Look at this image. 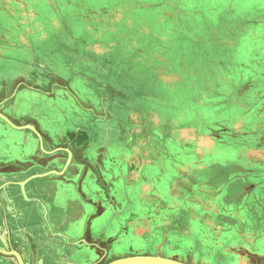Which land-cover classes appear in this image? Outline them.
Masks as SVG:
<instances>
[{
    "label": "rangeland",
    "instance_id": "rangeland-1",
    "mask_svg": "<svg viewBox=\"0 0 264 264\" xmlns=\"http://www.w3.org/2000/svg\"><path fill=\"white\" fill-rule=\"evenodd\" d=\"M200 1L0 0V113L10 120L0 115V145L6 141L8 148L0 150V156H5L0 158V176L5 178L4 182L11 184L10 175L17 173V164L22 162L16 151H8L17 149L25 155L32 154L37 148V139L44 154L38 160L42 166L53 163L59 152L62 166L70 165L72 161H66L68 155L64 151L75 148L76 158L83 165L91 166L82 170L86 178H105L102 183L115 184H110L112 190L119 184L113 181L112 172H103L102 164L116 171L119 162L130 168V154L137 151L142 154V161L138 155L136 159L149 184L161 189L163 198L169 201L166 204L154 200L147 202L146 207L174 215L162 217L164 221L158 229L161 234L154 231L153 236L146 238L143 232L133 236L117 233L116 222L104 214L95 222V229L103 232L101 236H70L74 243L67 241L62 246L55 241V237L61 236L37 235L35 238L17 234L20 223L16 218L7 219L15 232L0 233V264H109L123 258L151 255L188 264H264L262 192L236 202L226 215L222 211L215 217L209 213L196 214L197 219L190 220L189 227L184 228L186 222L181 220V215H186L190 206L202 212L206 200L212 201L216 209H224V205H220L217 197L204 199L205 192L198 188L192 190L193 187L188 188L191 191L180 188L183 197L178 199L170 195L169 180L173 175L181 177L182 170L198 177L200 168L209 165L216 176L224 162L246 163L251 152L264 156L261 152L264 146L259 149L257 145L214 143L207 130L209 124L213 126L217 120L226 118L231 120L229 127L236 131L257 127L263 136L264 99L257 95L261 91L264 96L261 90L264 76H254L251 94L243 93L245 89L238 85L229 98V105L222 108L215 105L220 96L209 87H215L218 82L227 84L224 79L228 81V78L220 72L197 73L194 77L189 74L190 70L185 71L187 59L182 57V54L204 52L203 46L209 44L208 37L192 40L196 21L211 27L205 32L210 34V39L214 37L211 33L214 24L225 26L228 35L233 36L227 40L233 46V54H253L256 58L264 54V0L248 3L229 0L234 5L243 2L242 8L248 7L251 11L235 7L220 11L219 15L211 7L208 13L207 9L198 11ZM183 30L190 32L186 41L178 34ZM199 30L205 35L203 25ZM206 76L212 79L201 83ZM184 80H192L187 86L188 92L182 86ZM201 85L208 87L212 95L197 102L193 98L200 95ZM242 93L243 104L236 100ZM78 116L84 120L81 126L72 121ZM59 125L61 130H66L65 138L55 137L60 134L54 133L59 132ZM112 133L115 137L108 140ZM105 141L107 146L119 142L120 150L125 149L124 157L119 154L113 163L110 158L99 159L98 146ZM82 147L92 150L87 151L89 160L82 154ZM250 164L264 170V159L252 160ZM53 165L54 170L46 167L47 176L56 173ZM190 166L198 172L191 173ZM240 175L252 177V181L262 176L255 169L234 177ZM186 180L183 178L180 182ZM252 188L253 183L246 181L236 194L246 195ZM8 195L15 197L16 193L10 191ZM234 195L228 199L236 198ZM137 197L139 205H143ZM3 210L0 208V216ZM167 230L168 240L158 247L161 238L164 239L163 231ZM182 230L185 231L182 233L189 230V236L174 233ZM189 243L192 247L186 248ZM89 245L98 248V255ZM77 254H84L88 259Z\"/></svg>",
    "mask_w": 264,
    "mask_h": 264
},
{
    "label": "crops",
    "instance_id": "crops-1",
    "mask_svg": "<svg viewBox=\"0 0 264 264\" xmlns=\"http://www.w3.org/2000/svg\"><path fill=\"white\" fill-rule=\"evenodd\" d=\"M144 87L145 84L142 83L141 89ZM72 121H74L73 123L75 125L80 126L84 123L83 118L80 116L77 117V120ZM67 126H69V124ZM57 128L60 129L59 132L56 130L57 132L55 131L54 133L60 134L55 135V137L65 138L66 130H61L60 125ZM67 132L69 133V131ZM112 137H115L113 133L109 135L107 139L109 140ZM37 141V148L32 154L25 155L22 153L23 150L20 152L17 149L8 151L9 153L16 151L19 156H21L22 159L19 160H22V162L21 164H17L19 165V169L16 170L17 173L10 175L12 176L11 184L4 182L5 178L0 176V180L3 179V182H0V208H2V210L4 209L1 211L0 216V233L12 234V231L15 232L13 227L6 220L16 218L20 223L18 230H16L17 234L32 235L34 237L37 235L61 236V238L55 237V241L57 244L62 246L65 243L67 244V241L69 244L74 243L70 236L88 234L101 236L100 233L103 232H99L95 229V222H98V220L101 219L104 214L107 218L116 222L119 229V232L117 233L123 232L124 234L133 236L143 232L146 238L153 236L154 231H156L157 235L161 234L158 229L160 226H162L164 221L162 219L163 216L174 217L173 214H169L168 212H165L161 209L153 211L146 207L147 202L151 203L154 200L166 202V204L169 201L163 198L161 189L149 184L148 176L143 174V168H141L138 160L136 159V155H142L140 152L137 154V151H135L133 154H130V160L128 162V166L130 165V168L127 167L126 164L123 166V164L119 162L118 170L116 171L114 168L111 169L107 167L106 163L102 164L104 169L103 172H112L113 181H116L119 184L118 187H116V190H112V188H110V184H115L113 182H110L109 184L102 183V180H105V178H86V173L84 172L83 174L82 170L84 167H86L88 170V168H91V166H87L88 164L83 165V162L76 158L75 148H73V151H69L70 149H67L69 153L64 151L68 155L66 161H72L70 165L62 166L61 160L58 159L62 156V154L59 152L57 153L58 157L53 162L55 164V170H57L56 173L51 176H36L38 174L44 173V171H47L48 168L54 170L53 163L46 165V167H48L46 168L38 162L39 157L44 154L42 153L41 144L38 139ZM107 142L108 141H105L104 144L98 146L97 154L99 159L106 160L110 158L111 162L113 163L115 159L119 158V154L124 157L125 149L122 148V150H120L119 142L115 141L111 143L112 146H107ZM6 145L7 142L5 141L3 145H0V150L8 149ZM110 146L111 148H109ZM263 146L264 143L260 146V148ZM128 150L132 151L131 148H128ZM82 151V154L86 157V159H88L87 151L92 150L90 148L82 147ZM261 152L264 153V150ZM4 157L5 156H0V158ZM248 157L249 160H246L248 161L246 163L227 161L224 162L225 164L222 166V168H225L226 170L228 169V175H230V178L233 176L232 179L227 181L225 185V192L229 190V193L227 194V200L225 201L227 202L225 204L228 205L223 207L224 209H216V206H204L202 208V212L207 211L213 214L214 212L217 213L220 210L224 211L226 215L228 208H231L236 202H241L245 197L252 198L256 196L258 192H262L261 196L264 197V170L260 168H253L255 166L250 164L252 160H263L264 156L258 157V155H255L253 152H251L248 154ZM31 160L34 163L31 162ZM97 166H100V164H97ZM250 169H255L259 172V174L261 173L262 176L258 175L257 178L255 177V182L251 180L252 177L243 178L242 175L234 177L235 174H238V171L244 172L245 170ZM137 170H140L141 172L138 175H136ZM80 173H82V175H80ZM158 177V179L161 181L160 175H158ZM6 179H8L7 176ZM179 179L180 178L178 175H173L171 176V180H169L170 188L172 189H170V195L177 199L178 196L183 197V194L179 191L184 184L180 186ZM240 179H243V181L240 182ZM19 180H22V183L21 181L17 183ZM246 181L248 183H253V188L247 192L246 195L236 194L237 190L240 189L244 183H246ZM10 191L16 193V195H14L15 197L8 195ZM177 191L179 194H177ZM157 193H160L161 195L158 196ZM233 193L235 194L234 197H238V199H228L233 197ZM137 195L140 197V201L143 205H139L137 201ZM212 197H217L220 201H224L226 194L221 193L215 194L213 196L210 195V199ZM192 203L189 202V204ZM208 203L210 204L211 201H208ZM89 208L90 212L88 213ZM168 210H170V206L168 207ZM187 210L190 211L193 218L196 217V214L200 216L202 213L200 212L201 210L199 208L194 206H190ZM215 215L216 214H213V217H215ZM168 231L169 230L165 232L163 231L164 239L161 238L160 245L158 247L165 244L168 240V237L170 236L167 234ZM174 233L177 234L180 232L176 231ZM167 243H170V241ZM89 246L92 247L95 253L98 255V248L94 247L93 245ZM82 256L88 259V256L84 254ZM174 257L178 256L175 255ZM72 259L73 257L70 258V260ZM75 259L77 260L76 257Z\"/></svg>",
    "mask_w": 264,
    "mask_h": 264
},
{
    "label": "trees",
    "instance_id": "trees-1",
    "mask_svg": "<svg viewBox=\"0 0 264 264\" xmlns=\"http://www.w3.org/2000/svg\"><path fill=\"white\" fill-rule=\"evenodd\" d=\"M249 1L253 2L252 0H247V3ZM198 4L200 5L198 11L201 12L200 9L202 10L207 9L208 11H206V13H208L211 10V9L209 10L208 7H211L217 15H219L220 11H224V12L231 11L235 7H240L239 9L245 12L251 11L248 9V7L244 9L242 8L244 7L245 3L238 2L235 4L236 5L235 6L234 3H232V1H229V0H207V1L202 0L198 2ZM204 5H207V6H204ZM220 17L221 16H218L219 19ZM196 22L197 23L195 25V29L193 30L192 40L201 41L203 38L208 37L207 41L209 40L210 41L207 46H203L204 47L203 49L205 50L204 52H198L197 54H188V55L182 54V57L185 56L186 57L185 59H187V62L185 61L187 64L184 65V68H186L185 71L187 69L190 70L189 74L194 77L196 76L197 73L199 75H202V74L215 75V73L217 74V72H220L221 74H223L225 78H228V81L223 78L227 82V84H222L218 82V83H215V87H209L211 92L216 93V95L220 96V99L218 101L219 103L218 104L216 103L215 105L225 108V106L229 105L230 103L229 98L232 96V94H234V91L236 90L238 85L243 86V88L245 89L243 93L245 91L247 92L249 91L250 94L252 93L251 89L255 85L254 76L256 75L264 76V54H261V56L260 54H258L257 58L253 57V54H233V50H232L233 46H231L232 44H230L227 41V40H230V38H232L233 36L230 34L228 35L227 33L228 31L225 26H222L219 23L214 24V28H212V32H211L212 36L214 33V37L210 39V34L206 35L207 33L206 31L209 30V28L211 27L208 25L200 24L199 21H196ZM215 22L216 20H214V23ZM202 25L204 27L205 35H201V32H199L200 26ZM220 29L223 30L224 34H222V31ZM187 31L188 30L186 31L183 30V32H180V31L178 32V34H180L179 36L182 35V38H181L182 41H186L188 39L189 37L188 33L190 32H187ZM186 35H187V38L185 37ZM196 48L199 49L198 47ZM244 78L246 79V82H242ZM211 79L212 78H210V76H206V78L201 79L200 82L203 84H206L207 81ZM190 83H192V80H190L189 82H186L184 80L182 84L186 92L189 91L187 89V86L188 84L190 85ZM209 88L201 85L198 90L200 95L198 96V98L196 97L193 98L194 101L197 100V102L198 101L200 102L202 100L207 99V97H210L212 94L210 93ZM261 90H264V89H261ZM243 93L239 95L238 97H236V100H238L241 104H243L245 101ZM262 93L263 92L260 91L257 95V98L264 99V96ZM230 123H231V120H227L225 118V119L217 120L213 126L212 124L208 125L210 127H208L207 130H208L209 135H211L214 138L213 139L214 143L219 142L222 144L236 145V146L246 145L247 147H253L254 145H257L258 148H260V146L264 143V135L262 136L260 134L257 127L255 129L249 128L245 132L242 131L243 128H241V130L239 131H236L234 127H229L228 124ZM217 131H220V133H217ZM245 134L247 135V137L244 136ZM239 135H241L243 139ZM260 135H261V138H260ZM183 154L185 155V152H183ZM140 159L142 161V157H140ZM208 166L200 168L201 173L199 174L198 177L195 174L189 175L187 172H185L186 169L182 170L183 175L181 177L179 176L178 177L182 179L184 178V180L185 179L187 180L184 183V182H180L182 179L181 180L179 179V183H180L179 185L181 186L182 184H184L183 187L185 189L193 187L191 188L193 190L194 188H198V190H201V192H205L204 199H209L210 195L213 196L215 194L224 193L226 194V197L224 198V201H220V205L221 206L224 205V207H226V205L228 204H225L227 203L225 202L227 200V191L225 192V185L227 181L231 180L230 175H228V169L227 170L225 168L219 169V172H217V175L215 176L212 174V168L210 170V167ZM188 170H190L191 173L192 171L198 172V170L194 166H190ZM241 172L243 171H238L237 173H241ZM186 183H189V184H186ZM191 189H188V190L191 191ZM203 204L206 206H212L213 202L211 201V203L209 204L208 201L206 200V202ZM202 213H209V212L203 211ZM221 213H224L223 215H225L224 211H222ZM209 214L213 215V214H216V212H214L213 214L211 213ZM196 217L193 218L192 214L188 210L186 211V215H181V218H182L181 220L186 222L184 223L185 225H183V228L185 226L189 227L190 225V224L188 225L189 221L196 220L197 219ZM182 232H185V231L182 230L180 232V236L185 237V238L189 236V230H188V233H182ZM184 234H188V235H184ZM194 245L195 244H193V246ZM186 246H187L186 248L192 247L190 243L188 245L186 244Z\"/></svg>",
    "mask_w": 264,
    "mask_h": 264
},
{
    "label": "water",
    "instance_id": "water-1",
    "mask_svg": "<svg viewBox=\"0 0 264 264\" xmlns=\"http://www.w3.org/2000/svg\"><path fill=\"white\" fill-rule=\"evenodd\" d=\"M0 115L6 118L3 114L0 113ZM6 120L8 119L6 118ZM48 173H42L36 176H44ZM109 264H188V263H184L175 259L151 255V256H135V257L123 258V259L115 260Z\"/></svg>",
    "mask_w": 264,
    "mask_h": 264
},
{
    "label": "flooded vegetation",
    "instance_id": "flooded-vegetation-1",
    "mask_svg": "<svg viewBox=\"0 0 264 264\" xmlns=\"http://www.w3.org/2000/svg\"><path fill=\"white\" fill-rule=\"evenodd\" d=\"M1 264H4V262H1Z\"/></svg>",
    "mask_w": 264,
    "mask_h": 264
}]
</instances>
